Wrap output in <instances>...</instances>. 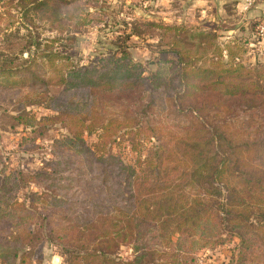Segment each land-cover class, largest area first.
Here are the masks:
<instances>
[{"label": "trees", "instance_id": "1", "mask_svg": "<svg viewBox=\"0 0 264 264\" xmlns=\"http://www.w3.org/2000/svg\"><path fill=\"white\" fill-rule=\"evenodd\" d=\"M73 1L18 0L53 23L70 16L64 9ZM71 10L89 23V11L80 15L84 7ZM152 25L172 38L154 72L127 46L102 64L81 65L49 45L19 64L0 63V89L43 91L28 95L27 102L53 101L65 119L82 117L64 121L71 135L54 139L58 159L45 161L43 169L12 168L0 151V264H43L47 241L61 247L63 264H189L197 251L234 238L239 251L232 264H264V129L263 136L241 140L227 124L206 120L210 111L230 114L237 101L264 108V62L240 61V43L223 55L214 30L200 31L192 49L187 29ZM210 49L218 54L210 64L201 63ZM52 86L68 97L47 95ZM144 89L197 115L181 132L141 123L122 101L134 102ZM95 95L122 106L121 116L98 124ZM4 112L12 127L35 133L55 120L38 119L26 109ZM121 131L130 134L135 151L142 135L157 142L132 162L113 148ZM85 132L98 133L93 150ZM32 184L39 189L21 199L19 191ZM122 246L132 248L133 259L118 255Z\"/></svg>", "mask_w": 264, "mask_h": 264}, {"label": "rangeland", "instance_id": "2", "mask_svg": "<svg viewBox=\"0 0 264 264\" xmlns=\"http://www.w3.org/2000/svg\"><path fill=\"white\" fill-rule=\"evenodd\" d=\"M77 5L84 7L81 17H86L90 12L87 16L89 23L85 24L84 18L78 19L77 13L71 10ZM31 7H21L18 0H0V63L11 60L19 64L31 53L41 55L49 45L55 51L70 55L81 65L102 64L110 55L127 46L135 60L154 72L162 51L168 48L172 38L164 34L162 28L152 24L176 25L187 29L188 46L192 49L199 40L200 31L214 30L217 35L214 43L223 49V55H226L227 46L240 43L245 49L241 51L240 61L246 65L264 62V0H255L250 6L246 0H75L64 9L71 13L63 23L41 18ZM132 30H136V34ZM178 33L184 35L185 32ZM213 50L207 51L201 63L210 64L215 58L214 54H218ZM191 53L199 55L201 51L194 53L191 50ZM149 60L151 63H148ZM0 90V151L9 157L12 168L36 171L43 169L45 161L58 159L59 148L54 139L71 135V126L64 121H72L81 114H70L65 119L53 101L27 102L28 95L34 96L36 92L39 94L43 91L27 88ZM47 95L62 100L68 97L62 87L53 86L48 88ZM79 98L80 95L75 99ZM93 99L101 107V115H97L96 119L98 124L121 116L122 106L112 102L107 104L96 95ZM82 101H85L84 98ZM133 101L122 103L127 104L134 114L137 113L141 123L161 124L176 132L189 126L191 117L197 115L189 110L178 111L176 107L168 105L165 94L155 90L144 89ZM21 109H26L38 119L53 117L55 120L37 133L22 126L14 128L4 116V111L15 113ZM209 113L210 116L206 117L209 124H227L236 138L251 140L263 136L264 108L250 109L245 102L237 101L230 114ZM120 133L119 144H114L113 148L132 162L140 154L142 158L146 157L148 150L157 142L156 138L142 135L138 145L140 150L135 151L130 134L124 131ZM84 138L92 150L99 142L98 133L85 132ZM38 189L36 184H32L21 189L18 196L25 199L29 191ZM238 251L239 239L234 238L225 244L197 251L195 260L189 264H232V258L238 255ZM43 254V264H63L66 260L61 247L49 241L44 245ZM118 255L125 260L134 257L130 246H122Z\"/></svg>", "mask_w": 264, "mask_h": 264}, {"label": "built area", "instance_id": "3", "mask_svg": "<svg viewBox=\"0 0 264 264\" xmlns=\"http://www.w3.org/2000/svg\"><path fill=\"white\" fill-rule=\"evenodd\" d=\"M246 1H248V6H250L254 3L255 0H246ZM263 30H264V28H263Z\"/></svg>", "mask_w": 264, "mask_h": 264}]
</instances>
